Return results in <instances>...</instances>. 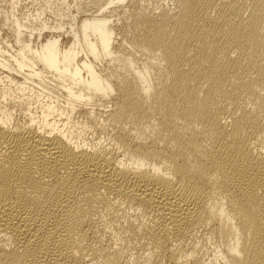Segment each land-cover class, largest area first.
I'll return each mask as SVG.
<instances>
[{
    "label": "bare ground",
    "instance_id": "1",
    "mask_svg": "<svg viewBox=\"0 0 264 264\" xmlns=\"http://www.w3.org/2000/svg\"><path fill=\"white\" fill-rule=\"evenodd\" d=\"M0 264H264V0H0Z\"/></svg>",
    "mask_w": 264,
    "mask_h": 264
}]
</instances>
